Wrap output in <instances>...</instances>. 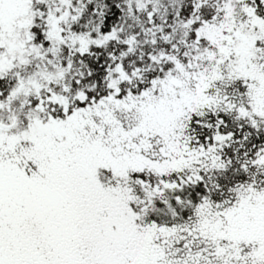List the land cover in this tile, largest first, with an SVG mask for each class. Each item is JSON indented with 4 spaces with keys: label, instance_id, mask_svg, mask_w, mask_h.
I'll list each match as a JSON object with an SVG mask.
<instances>
[{
    "label": "snow or ice",
    "instance_id": "obj_1",
    "mask_svg": "<svg viewBox=\"0 0 264 264\" xmlns=\"http://www.w3.org/2000/svg\"><path fill=\"white\" fill-rule=\"evenodd\" d=\"M0 264H264V0H0Z\"/></svg>",
    "mask_w": 264,
    "mask_h": 264
}]
</instances>
